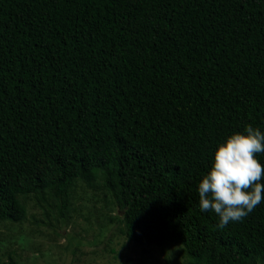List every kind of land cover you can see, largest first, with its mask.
<instances>
[{"label": "trees", "instance_id": "1", "mask_svg": "<svg viewBox=\"0 0 264 264\" xmlns=\"http://www.w3.org/2000/svg\"><path fill=\"white\" fill-rule=\"evenodd\" d=\"M248 125L264 133V0H0V223L67 224L82 186L165 264H264V202L224 228L199 207Z\"/></svg>", "mask_w": 264, "mask_h": 264}, {"label": "rangeland", "instance_id": "2", "mask_svg": "<svg viewBox=\"0 0 264 264\" xmlns=\"http://www.w3.org/2000/svg\"><path fill=\"white\" fill-rule=\"evenodd\" d=\"M108 203L102 193L80 186L67 224L59 213L49 219L36 207L26 221L0 223V262L13 257L17 264H144L148 258L151 264H165L158 247L126 238L123 224L110 220L117 210ZM168 254L173 264H185L176 250Z\"/></svg>", "mask_w": 264, "mask_h": 264}, {"label": "clouds", "instance_id": "3", "mask_svg": "<svg viewBox=\"0 0 264 264\" xmlns=\"http://www.w3.org/2000/svg\"><path fill=\"white\" fill-rule=\"evenodd\" d=\"M264 133L251 125L217 145L211 168L199 182V207L219 217V227L240 221L264 202Z\"/></svg>", "mask_w": 264, "mask_h": 264}]
</instances>
